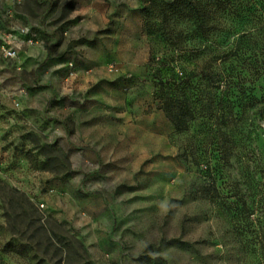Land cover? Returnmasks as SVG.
I'll list each match as a JSON object with an SVG mask.
<instances>
[{"label": "rangeland", "instance_id": "1", "mask_svg": "<svg viewBox=\"0 0 264 264\" xmlns=\"http://www.w3.org/2000/svg\"><path fill=\"white\" fill-rule=\"evenodd\" d=\"M146 1L0 0V264H264V131L243 132L250 184L234 161L195 193L201 128L178 135L154 99L169 47Z\"/></svg>", "mask_w": 264, "mask_h": 264}, {"label": "trees", "instance_id": "2", "mask_svg": "<svg viewBox=\"0 0 264 264\" xmlns=\"http://www.w3.org/2000/svg\"><path fill=\"white\" fill-rule=\"evenodd\" d=\"M146 2L145 32L169 47L165 58L153 59L154 99L178 135L201 128L182 148L196 167L195 193L215 198L234 161L250 184L254 155L240 148L246 128L252 132L258 122L264 131V0ZM213 138L216 148L205 153Z\"/></svg>", "mask_w": 264, "mask_h": 264}, {"label": "built area", "instance_id": "3", "mask_svg": "<svg viewBox=\"0 0 264 264\" xmlns=\"http://www.w3.org/2000/svg\"><path fill=\"white\" fill-rule=\"evenodd\" d=\"M19 31L28 38V41L30 43L34 42L35 35L32 34L29 29H27V28H19ZM4 53H5L6 57L12 58V59H15V58H17L19 56V51L16 48L11 47V46L5 47L4 48Z\"/></svg>", "mask_w": 264, "mask_h": 264}, {"label": "crops", "instance_id": "4", "mask_svg": "<svg viewBox=\"0 0 264 264\" xmlns=\"http://www.w3.org/2000/svg\"><path fill=\"white\" fill-rule=\"evenodd\" d=\"M86 145H90V144L86 143ZM90 146H92V145H90Z\"/></svg>", "mask_w": 264, "mask_h": 264}]
</instances>
